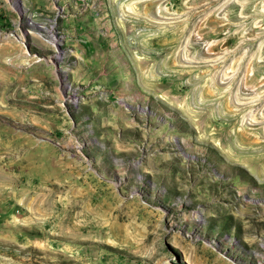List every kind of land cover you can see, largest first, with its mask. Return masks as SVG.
Masks as SVG:
<instances>
[{"label": "rangeland", "instance_id": "374dc122", "mask_svg": "<svg viewBox=\"0 0 264 264\" xmlns=\"http://www.w3.org/2000/svg\"><path fill=\"white\" fill-rule=\"evenodd\" d=\"M0 264H264V0H0Z\"/></svg>", "mask_w": 264, "mask_h": 264}]
</instances>
